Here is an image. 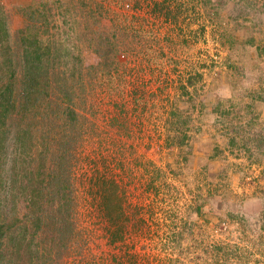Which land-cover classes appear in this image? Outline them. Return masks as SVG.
Segmentation results:
<instances>
[{"label": "rangeland", "instance_id": "obj_1", "mask_svg": "<svg viewBox=\"0 0 264 264\" xmlns=\"http://www.w3.org/2000/svg\"><path fill=\"white\" fill-rule=\"evenodd\" d=\"M0 1L12 36L32 22L40 25L39 15L28 18L25 9L44 0ZM62 1L74 5L65 11L68 22L56 7L44 37L81 54L85 83L72 87L82 131L71 132L82 135L69 177L80 236L71 251L63 248L60 264H264V144L257 151L231 150L218 124L226 108L241 112L243 121L251 117L241 109L261 87L260 73L264 78V0H178L175 21L153 15L147 1L131 10L135 0L131 6L88 0L109 6L100 22L77 0ZM112 10L116 24L132 28L124 36L131 52H122L119 68L109 74L90 70L102 60L94 45L99 40L91 37L97 28H111ZM50 58L56 60L49 65L55 88L71 85L63 77L73 61ZM259 103L254 130L264 133V98ZM216 146L223 153L210 158ZM97 177L119 184L117 221L101 204ZM118 223L123 239L112 242Z\"/></svg>", "mask_w": 264, "mask_h": 264}, {"label": "trees", "instance_id": "obj_2", "mask_svg": "<svg viewBox=\"0 0 264 264\" xmlns=\"http://www.w3.org/2000/svg\"><path fill=\"white\" fill-rule=\"evenodd\" d=\"M117 1L122 6L132 3L129 5L131 10H141L142 2L147 1L153 15H163L173 21L178 19V14L172 12V5L176 6L174 3L177 4L178 0ZM77 3L86 9L85 15L91 14L88 17L97 22H100L99 14H104V8L110 11L109 6L102 2L94 4L88 0H77ZM73 6L65 5L62 0H44L38 5L32 1L25 11L28 18L37 13L40 25L32 22L18 28L12 36L6 8L0 1V199L5 200L0 210V264H60L64 259L63 251L70 250L79 241L76 199L70 178L74 146L82 133L75 137L71 130L82 131V127H78L82 125L79 110L72 106L75 103L72 87L75 83L84 87L83 59L63 40L44 37V33L49 31L54 9L61 8L59 12L63 22H68L65 11L69 13ZM177 9L181 12L183 7L178 5ZM112 11L111 28H97L94 31L97 34L91 37V40H99L94 45L96 51H101L102 60L97 66L91 65L90 70L104 69L109 74L119 68V55L131 52V45L124 36L132 28L125 25L123 29L122 22L116 24L114 19L118 13ZM68 37L69 34L67 40ZM51 54L54 59H67L66 63L73 61L69 75L63 77L71 85L65 84L57 89L53 85L49 65L56 60L50 58ZM261 75L256 81L261 87L257 85L241 109L249 113L250 118L243 121L241 112L231 113L229 108L220 110L219 114L225 120L220 118L218 124L225 128L224 135L228 137L231 150L249 152L255 148L257 151L264 144V133L254 130L261 113L259 102L264 98V78ZM188 79L193 83L194 76ZM56 98L68 101V104L58 102ZM178 143L184 144L185 136L180 137ZM58 145L64 147L57 150ZM221 153L222 149L216 146L210 158ZM55 154L58 156L53 159ZM95 181L108 218L117 221L123 208L119 184L106 177H97ZM3 192L10 195L3 198ZM22 202L24 205L21 206ZM116 226L115 230H110L112 242L123 239V229L119 223ZM47 236L50 240L42 244ZM62 242L67 243L63 245Z\"/></svg>", "mask_w": 264, "mask_h": 264}]
</instances>
